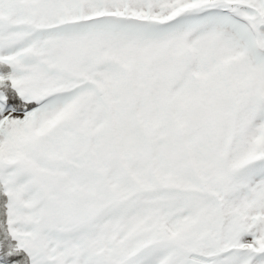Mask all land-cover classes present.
Segmentation results:
<instances>
[{"label": "snow or ice", "instance_id": "snow-or-ice-1", "mask_svg": "<svg viewBox=\"0 0 264 264\" xmlns=\"http://www.w3.org/2000/svg\"><path fill=\"white\" fill-rule=\"evenodd\" d=\"M0 264H264V0H0Z\"/></svg>", "mask_w": 264, "mask_h": 264}]
</instances>
